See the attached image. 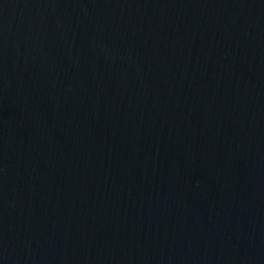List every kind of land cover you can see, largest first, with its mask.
Wrapping results in <instances>:
<instances>
[{
    "label": "water",
    "instance_id": "water-1",
    "mask_svg": "<svg viewBox=\"0 0 264 264\" xmlns=\"http://www.w3.org/2000/svg\"><path fill=\"white\" fill-rule=\"evenodd\" d=\"M0 264H264V0H0Z\"/></svg>",
    "mask_w": 264,
    "mask_h": 264
}]
</instances>
